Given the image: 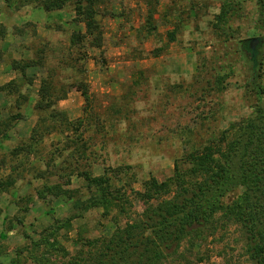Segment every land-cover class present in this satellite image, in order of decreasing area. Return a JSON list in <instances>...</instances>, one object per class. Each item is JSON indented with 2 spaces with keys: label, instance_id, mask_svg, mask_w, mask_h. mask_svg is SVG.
Masks as SVG:
<instances>
[{
  "label": "rangeland",
  "instance_id": "374dc122",
  "mask_svg": "<svg viewBox=\"0 0 264 264\" xmlns=\"http://www.w3.org/2000/svg\"><path fill=\"white\" fill-rule=\"evenodd\" d=\"M251 121L263 127L264 0H0V264H94L119 230L178 199V172L191 191L205 181L190 174L205 152L229 159L212 225L157 264H255L234 219L254 204L241 185L258 157L243 152ZM152 179L170 189L148 198ZM94 198L108 206L87 209Z\"/></svg>",
  "mask_w": 264,
  "mask_h": 264
},
{
  "label": "trees",
  "instance_id": "16d2710c",
  "mask_svg": "<svg viewBox=\"0 0 264 264\" xmlns=\"http://www.w3.org/2000/svg\"><path fill=\"white\" fill-rule=\"evenodd\" d=\"M247 50L250 52V61L253 63L252 86L261 96L263 88L259 83L261 76L260 63L257 61L258 54L253 57L249 47ZM26 68L28 66L25 68L15 67L18 71H24ZM41 91L42 99L46 100L48 104L56 102L53 99L49 82L43 83ZM65 97L66 95L60 97L59 100ZM258 109L260 107H255V110ZM21 116L22 114H18L16 119L19 120ZM254 123L251 121L247 123V127L245 126L243 136L246 141L243 145V152L245 151L244 154L247 158L248 150H254L256 151L254 156L258 157H254L252 162L246 160L241 175V185L246 190H251L252 193L251 195L247 194L245 202L248 205L251 200L254 201V204L250 207L249 212H247V206L242 207L235 214L234 219L243 226L246 232L252 261L255 264H264V123L260 128L255 127ZM60 126H63V123ZM47 134L49 132L41 131L37 123L31 140L39 141ZM4 136L6 137L5 134ZM193 159L197 165L195 164V168L190 174L203 175L205 181L202 184H197V189L191 191L184 187L186 175L178 172L176 185L183 190L178 199L167 201L148 210L142 221L129 224L124 230H119L103 250L99 249L93 253L91 259L94 264H157L167 256V251L180 248L188 237L192 240L191 245H193V240L202 236L204 229L211 224L219 208L215 203H211L210 199L216 196L219 186H222L226 180L229 159L222 156V159H226V161L221 162L213 156L212 152H205L204 156L198 155ZM96 182L100 185L104 184L101 179ZM169 186L171 184H158L156 179H152L146 189L147 197L150 199L159 198L166 190L170 189ZM101 205L107 207L108 198L105 200L94 198L87 209Z\"/></svg>",
  "mask_w": 264,
  "mask_h": 264
},
{
  "label": "water",
  "instance_id": "95a60500",
  "mask_svg": "<svg viewBox=\"0 0 264 264\" xmlns=\"http://www.w3.org/2000/svg\"><path fill=\"white\" fill-rule=\"evenodd\" d=\"M261 44V39H252L244 44V48L249 47V49L252 51V56L256 57L259 52V48L261 47Z\"/></svg>",
  "mask_w": 264,
  "mask_h": 264
}]
</instances>
